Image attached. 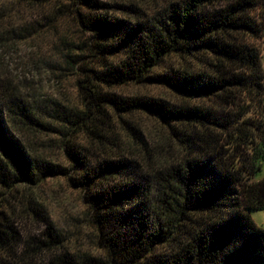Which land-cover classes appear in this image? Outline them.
Instances as JSON below:
<instances>
[{
    "label": "trees",
    "instance_id": "16d2710c",
    "mask_svg": "<svg viewBox=\"0 0 264 264\" xmlns=\"http://www.w3.org/2000/svg\"><path fill=\"white\" fill-rule=\"evenodd\" d=\"M65 1L91 33L63 52L66 69L82 76L84 104L36 108L0 89V264H264V228L249 213L264 209V175L256 178L264 166V61L253 42L264 40V0L0 4L64 11ZM128 84L160 85L178 98L109 90ZM135 111L165 126L155 146L123 115ZM50 120L62 126L68 166L32 155L13 129L55 130ZM79 132L88 146L71 142ZM47 177L83 191L100 252L72 249L32 199ZM14 192L39 221L38 236L14 216Z\"/></svg>",
    "mask_w": 264,
    "mask_h": 264
},
{
    "label": "rangeland",
    "instance_id": "374dc122",
    "mask_svg": "<svg viewBox=\"0 0 264 264\" xmlns=\"http://www.w3.org/2000/svg\"><path fill=\"white\" fill-rule=\"evenodd\" d=\"M65 3L64 11L52 4L43 5L37 2L0 4V89L16 92L36 108L51 107L54 101L79 107L84 104L83 82H80L82 76L66 69L63 52L67 47L66 43L86 42L91 33L81 28L68 10V2ZM253 42L262 49L264 61V40ZM172 60L175 63L185 61L180 57H173ZM109 90L124 97L145 94L162 96L170 101L178 98L175 93L160 85L128 84ZM2 101H5L4 97ZM123 115L142 130L143 136L152 146L166 132L163 123L147 112L135 111ZM51 123L55 130H35L19 124H15L13 129L23 139L32 155L68 166L69 161L62 147L65 135L59 132L62 126L56 120ZM116 123L114 132L118 138L122 136L123 124L120 118H117ZM86 136L79 132L72 134L70 140L72 143L88 146L90 142ZM263 175L264 166L256 174V178ZM33 196L37 206L40 203L56 226L65 232L72 249L100 252L96 247L94 231L87 222L88 207L82 190L72 186L65 177H47L35 186ZM7 198L20 225L28 233L38 236L39 221L33 213H28L25 198L22 199L21 194L16 192ZM5 202L8 200H4ZM249 213L256 224L264 228V209H252Z\"/></svg>",
    "mask_w": 264,
    "mask_h": 264
}]
</instances>
